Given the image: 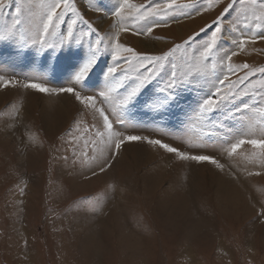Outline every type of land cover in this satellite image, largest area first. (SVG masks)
Listing matches in <instances>:
<instances>
[{"label": "rangeland", "instance_id": "1", "mask_svg": "<svg viewBox=\"0 0 264 264\" xmlns=\"http://www.w3.org/2000/svg\"><path fill=\"white\" fill-rule=\"evenodd\" d=\"M169 2L131 0L145 10ZM189 2L175 0L177 5ZM229 2L234 8L226 14L218 54L237 52L234 64L264 67V40H248L243 51L233 44L241 39V30L250 35L243 29L240 0H220L207 11L201 10L203 0H198L194 9H172L168 16L162 10L147 20L126 17L123 26L128 31L120 34V43L138 53L159 54L193 34H198L196 42L205 40L211 34L206 26ZM15 3L8 0L0 27L12 22ZM75 3L106 40L119 30L112 16L116 0ZM97 7L103 11H95ZM71 19L72 14L66 13L60 35L67 33ZM233 25L238 26L235 32ZM74 32L79 43L74 38L60 48L42 51L20 47L18 36L0 40V76L50 89L71 86L89 42L96 40V33L79 21ZM81 32L87 34L80 36ZM50 39L58 41V37ZM184 59V51L178 49L174 62L180 66ZM111 63L109 47L98 57L87 83L77 90L85 95L104 90V72ZM244 71L228 74L229 78L234 80ZM259 79L256 74L250 82ZM212 82L211 76L194 81L181 90L179 106L173 104L159 114L147 107L162 83L154 82L128 107L126 123L114 126L127 135L160 139L180 151L212 156L225 165L223 171L210 162L181 161L146 142H130L100 173L96 164L90 169L78 160L86 142L92 155L95 138L85 132L94 121L73 96L0 86V264H264V216L260 215L264 165L250 158L259 149L243 145L240 154L233 156L226 151L247 131L254 114L229 117L230 108L217 112L208 124L223 122L224 127L208 135L209 128L196 120L194 109ZM126 90L122 85L112 94L111 103L103 105L110 119H117L112 109ZM257 99L261 103L256 106H264V92L260 97H245L244 102ZM250 138L261 137L257 132Z\"/></svg>", "mask_w": 264, "mask_h": 264}, {"label": "snow or ice", "instance_id": "2", "mask_svg": "<svg viewBox=\"0 0 264 264\" xmlns=\"http://www.w3.org/2000/svg\"><path fill=\"white\" fill-rule=\"evenodd\" d=\"M7 3L8 0H0V15H3V9L7 6ZM197 4L198 0H190L189 3L183 5H177L175 0H170L169 3L163 6L154 5L145 10L143 5L137 7L131 3V0H116L112 16L116 18L120 27L114 35L106 40L84 18L76 6L75 0H16L12 22L5 27H0V40H8L18 36L19 46L22 48L35 46L40 51L60 48L71 43L74 38L76 43L80 42L74 32V26L78 21L87 25L90 32L96 33V40L89 42L87 53L72 76L71 86L50 89L45 87L44 84L34 81L20 83L15 80H6L3 76H0V86L7 87L12 85L24 89H36L41 93H67L73 96L83 109L90 111L94 121L85 132V135H87V132H92L95 138L92 141V155L88 153L86 142L82 152V159L78 157V160L82 165H87L90 169L93 164H96L100 173L105 172L112 166L113 160L123 146L130 142H146L154 148L175 154L177 159L181 161L210 162L223 171L225 165L212 156L180 151L160 139L127 135L118 131L114 126L126 123L123 117L128 107L136 101L143 90H146L154 82L162 81L157 88L155 99L147 107L159 114L166 112L173 104L179 106L178 102L182 89H188L194 81L211 76L213 80L211 88L200 95L196 102L194 109L196 120L204 127H208L209 132L207 134L211 135L213 134V129L224 127L223 122L219 125L214 122L210 125L208 124L217 112H224L230 108L231 111H228L229 117L237 114L253 113L254 119L249 124L247 131L240 138L230 143L226 151L229 156L239 155L238 150L243 145H251L254 149H259V151H253L250 154V158L258 160L264 165V106H256L261 103L260 99H257L254 103L244 102L245 97H260L261 93L264 92V67L252 68L247 63L234 64L232 60L238 54L237 52L229 53L225 51L222 55L218 54L219 42L223 37L226 14H229L230 10L234 8L232 2H229L223 8L212 25L206 26L211 29V34L205 40L196 42L195 37L198 34H193L182 43L175 44L172 48L159 54L138 53L134 49L120 43V34L128 31L123 26V21L126 17L135 16L138 19L147 20L148 17L159 16L162 10L164 16H168L169 10L176 8L194 9ZM219 4L220 0H203V3H200L199 6L202 11H207ZM240 4L241 8L238 11L242 13L245 21L243 29L248 30L250 35L246 36L245 32L241 30V39L233 41V44H238L239 50L243 51L248 40L253 43L257 39L264 40V0H240ZM94 10L103 11L99 7ZM66 13H71L73 19L68 21L67 33L60 35V24L63 22ZM237 30L238 26L233 25L232 31L235 32ZM151 31L152 29L148 28V32ZM200 31L204 32V29ZM86 34L81 32L79 35L83 36ZM51 37H58V41L53 43L50 39ZM109 47L111 49L112 63L104 72L105 89L93 95L83 94L81 90H77V86L87 83V78L97 65L98 57L102 52L107 51ZM178 49L183 50L185 54V59L180 66L174 62V54ZM121 63H123V67ZM240 70H245L242 75L237 76L234 80L229 78L228 74H233ZM130 73L132 74L131 78L129 77ZM221 74L223 78H221ZM256 74H259L261 79L250 82V78ZM128 84L131 86L128 87ZM122 85L127 90L112 109L113 114L117 116L116 120H112L103 105L106 102L111 103L112 94L121 88ZM257 132L261 137L260 139L250 138L255 136ZM30 139L35 142V137ZM73 139L76 138L74 137ZM106 152L107 156L105 155ZM108 156L111 159H108ZM96 174L95 171H92L93 176ZM249 174L251 175V173ZM260 215L264 216V205H262Z\"/></svg>", "mask_w": 264, "mask_h": 264}, {"label": "bare ground", "instance_id": "3", "mask_svg": "<svg viewBox=\"0 0 264 264\" xmlns=\"http://www.w3.org/2000/svg\"><path fill=\"white\" fill-rule=\"evenodd\" d=\"M133 38H134V37H133ZM135 40L138 41V38L136 37Z\"/></svg>", "mask_w": 264, "mask_h": 264}]
</instances>
